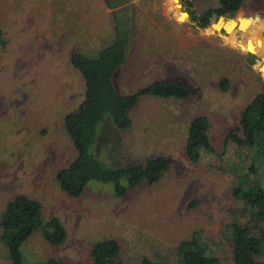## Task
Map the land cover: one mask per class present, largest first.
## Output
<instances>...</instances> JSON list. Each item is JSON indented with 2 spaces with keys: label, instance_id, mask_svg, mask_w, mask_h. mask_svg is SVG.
Returning a JSON list of instances; mask_svg holds the SVG:
<instances>
[{
  "label": "rangeland",
  "instance_id": "rangeland-1",
  "mask_svg": "<svg viewBox=\"0 0 264 264\" xmlns=\"http://www.w3.org/2000/svg\"><path fill=\"white\" fill-rule=\"evenodd\" d=\"M110 1L118 2L112 9L121 8L122 15L113 17L103 0H0V27L7 39L0 48V212L9 198L23 193L40 203L42 220L55 216L65 230L58 246L48 245L40 230L34 231L21 246V264L47 257L89 264L90 243L106 237L120 241V259L133 260L157 248L169 251L196 227L214 230L219 220L230 217L229 190L246 165V138L236 129L238 115L255 93L264 91L259 71L264 62V0H242L230 18H223H249L252 27L246 33L233 28L212 35L210 25L192 28L178 14L181 23L175 30L181 39L174 40L173 48L166 45L165 27L171 11L172 16L182 11L178 0L179 6L167 0L166 7L165 0ZM190 2L196 11L216 4ZM123 21L131 28V41L112 75L115 91L132 93L159 80H176L189 94L139 96L127 111L131 125L124 129L105 115L89 151L108 168L157 155L167 158L170 168L157 184L130 188L123 197L113 194L110 183L99 181H87L80 195L70 197L55 183L56 171L75 156L62 117L77 109L83 92L69 52L94 57L98 47L112 41L115 22L121 26ZM250 38L256 48L252 64L238 45ZM197 115L207 118L216 153L226 136L220 161L211 153H185L187 127ZM215 249L227 257L221 264H231L221 245ZM5 255L0 242V264H8Z\"/></svg>",
  "mask_w": 264,
  "mask_h": 264
},
{
  "label": "trees",
  "instance_id": "trees-1",
  "mask_svg": "<svg viewBox=\"0 0 264 264\" xmlns=\"http://www.w3.org/2000/svg\"><path fill=\"white\" fill-rule=\"evenodd\" d=\"M178 1L182 11L187 13L192 28H205L219 16L230 18L242 2L216 0L214 6L196 11L190 0ZM103 2L111 9L118 5V2L110 0ZM121 10L112 9L110 13L114 17L117 13L121 14ZM247 20L248 24L243 31L245 33L252 27L251 21ZM123 23L120 26L115 22L112 41L98 47L94 57L74 50L69 52L70 66L82 77L83 92L77 109L62 117V128L71 141L75 156L66 166L56 171L55 183L70 197L80 195L87 181L110 183L113 194L123 197L130 188L157 184L170 168V161L160 155L133 165L108 168L89 151L96 127L105 115L111 117L116 128L124 129L131 125L127 111L137 103L139 96L185 98L189 94V89L176 80H159L132 93L115 91L112 75L115 68L124 62L126 47L131 41V28L127 21ZM225 26L230 32L233 24L228 20ZM247 41L256 52L253 38L245 43ZM6 43L7 39L0 27V48ZM247 54V61L252 64L256 57L252 53ZM220 86L226 88L227 79L223 78ZM208 125L203 115L194 116L190 120L184 151L211 153L220 161L225 152L226 136L221 140L220 153H216ZM236 129L245 133L246 165L229 190L233 208L227 211L230 215L228 219L219 220L214 230L209 231L204 226L196 227L170 245L169 251L157 248L133 260L120 259L121 243L116 237L94 240L88 248L89 264H221L227 257L219 256L215 249L218 245L225 249L231 264H264V91L255 93L240 110ZM195 204L190 203L188 207ZM40 216V203L26 194L17 193L6 201L0 212V242L5 249L8 264L22 263L24 251L22 253L21 246L36 230H40L44 242L50 246H58L64 241L65 230L60 220L55 216L42 220ZM29 264L64 262L55 257H47Z\"/></svg>",
  "mask_w": 264,
  "mask_h": 264
},
{
  "label": "water",
  "instance_id": "water-1",
  "mask_svg": "<svg viewBox=\"0 0 264 264\" xmlns=\"http://www.w3.org/2000/svg\"><path fill=\"white\" fill-rule=\"evenodd\" d=\"M180 13L183 14V15H187V13L185 11H180ZM247 19H249V18L243 17V16H241V17L236 16L234 18L229 19L230 22L233 24V26L231 27L230 30H232L233 28H236L239 31H244L246 25L248 24V20ZM227 21L228 20H224L222 16H219L214 23L210 24V26L221 28L225 33H228L229 31H228L227 27L225 26ZM260 34H261V36L264 37V29H262L260 31ZM239 46L242 49H244L246 52H248V53H254V51H253V49H251V45H249L248 41L244 45L239 44ZM263 66H264V62L259 67V71L261 72V75L264 76V68H263Z\"/></svg>",
  "mask_w": 264,
  "mask_h": 264
},
{
  "label": "crops",
  "instance_id": "crops-1",
  "mask_svg": "<svg viewBox=\"0 0 264 264\" xmlns=\"http://www.w3.org/2000/svg\"><path fill=\"white\" fill-rule=\"evenodd\" d=\"M167 0H165V2H164V6L166 7V6H168V3L166 2ZM172 4L173 5H175V6H179L178 4H177V0H172ZM116 7V6H115ZM240 7V6H239ZM174 12L173 11H171L170 13H169V15L167 16V19L169 20L168 21V23L170 24L169 26H167V27H165V31H166V35H167V41L166 42H168V43H166V45H168L169 46V48H173L174 47V40H178V39H181L180 37H179V32H177L176 30H175V28L177 27V25L179 24V23H181V22H183L184 21V19H185V17H187V19H188V16L187 15H184L181 19H182V21L181 22H179L178 21V14H180V12H178V13H176L174 16H172V14H173ZM180 19V20H181ZM188 23H189V21H188ZM198 30H200L201 28H197ZM223 30L221 29V28H217V27H210V32H211V34L212 35H214V33L215 34H219L220 32H222ZM197 36H200V35H197ZM245 44V43H244ZM242 45V44H241ZM240 47V46H239ZM240 49H242L241 47H240ZM248 53V52H247ZM263 63V62H262ZM262 63H261V65H262ZM264 67V66H263Z\"/></svg>",
  "mask_w": 264,
  "mask_h": 264
},
{
  "label": "flooded vegetation",
  "instance_id": "flooded-vegetation-1",
  "mask_svg": "<svg viewBox=\"0 0 264 264\" xmlns=\"http://www.w3.org/2000/svg\"><path fill=\"white\" fill-rule=\"evenodd\" d=\"M262 13L261 18L264 19V7L262 8Z\"/></svg>",
  "mask_w": 264,
  "mask_h": 264
}]
</instances>
